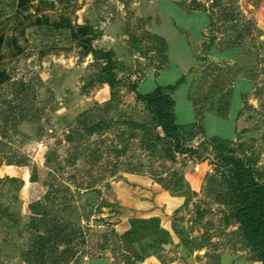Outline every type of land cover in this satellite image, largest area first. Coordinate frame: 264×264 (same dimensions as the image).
Listing matches in <instances>:
<instances>
[{
    "label": "rangeland",
    "instance_id": "obj_1",
    "mask_svg": "<svg viewBox=\"0 0 264 264\" xmlns=\"http://www.w3.org/2000/svg\"><path fill=\"white\" fill-rule=\"evenodd\" d=\"M158 1L0 0V264H22L32 237L27 226L42 211L67 224L55 235L47 264H220L223 253L260 264L230 218L232 209L214 199L223 188L209 184L230 171L215 157L204 130L222 139L228 128L202 117L210 109L225 113L227 79L239 73L236 64L215 65L207 58L210 49L241 46L245 65L261 61L264 71V40L250 14L257 0H181L185 10L207 12L211 23L203 34L189 95L197 107L196 135L190 140L182 131L181 139L167 147L156 139L150 114L131 88L147 70L165 63V48L153 32ZM39 11L49 16L45 22L51 21L50 26H35L26 18ZM175 12L177 24H184L187 20ZM197 20L190 26L198 28ZM163 27L169 29L166 19ZM183 38L170 37L175 62L189 50ZM16 45L22 50L18 57L12 53ZM89 48L110 53V72L102 71L105 61L94 59ZM178 69L170 62L159 75H148L140 92L172 84ZM111 76L116 81L112 86L107 83ZM257 84L254 97L244 101L246 124L230 149L242 159L253 155L255 177L264 183V78ZM183 91L178 89L177 103H185ZM104 107L102 116L113 121L110 128L72 143L68 135L78 115L90 112L97 120ZM183 107L178 122L184 120ZM131 122L145 127L131 129ZM200 163L210 170L196 194L184 175ZM129 175L146 181L138 185ZM142 185L149 187L150 196L132 194V188ZM162 192L183 198V205L171 215H160L158 229L117 234L115 225L128 211L130 222L153 218L141 213L139 200L151 202V212L159 208L164 213L155 200ZM165 217L173 235L163 229ZM162 244L171 246L164 249ZM63 248L72 254L56 251Z\"/></svg>",
    "mask_w": 264,
    "mask_h": 264
},
{
    "label": "crops",
    "instance_id": "obj_2",
    "mask_svg": "<svg viewBox=\"0 0 264 264\" xmlns=\"http://www.w3.org/2000/svg\"><path fill=\"white\" fill-rule=\"evenodd\" d=\"M181 3V0H159L158 1V8H157V17H156V24L154 26L153 32L155 36L159 39H162L165 43V53L163 54L165 57V63L161 68L149 69L145 72V75L137 81L135 85V92L140 95H144L147 93L152 92L155 88L153 86L152 90L147 92H140V87L143 82L146 80L147 76H155L159 75L162 71L166 70L170 65V62L176 63L180 69H178L179 74L176 75L174 82L172 84H165V86H158V87H172L171 91L169 92L170 96L173 99V115L175 118V122L179 126L190 125L196 123L198 121L197 115V107L193 104V101L189 97L191 86L195 84V76L197 73L198 64L200 62L199 56L201 51V43L203 42V34H205L206 30L209 28L211 23L210 17L207 12L201 9H192V10H185L184 6ZM188 4H192L191 1L187 2ZM172 10V12H171ZM177 11L179 16L187 20L184 24H177L175 21L174 15H176ZM251 16L255 19L257 26L261 29V35L259 36L260 40H264V0H257L253 2ZM30 15V14H29ZM26 16V18L30 19L31 23L35 24V26H42L52 23L51 21L45 22V19L49 17L46 15L45 12H35L32 13L30 16ZM165 19L168 21L169 29L166 30V27H163L165 23ZM189 19V20H188ZM198 19V20H197ZM191 20H197L200 25L198 28H193L191 25ZM166 31V32H165ZM169 34V35H168ZM175 36L179 37L180 41L184 40L183 37H186V42L188 43V52L186 55H183L181 58H178V61L172 60L171 57V45L173 44V40H170V37ZM169 37V38H168ZM16 48V49H15ZM24 52V51H23ZM12 53H16L15 57L21 55L22 50L20 47L16 45L13 48ZM215 65L221 66L224 64H236L237 68H239V73L236 74L233 80L227 79L230 81V92H229V100L227 104V108L225 113L220 114L214 109H210L204 111L202 117L209 116L210 118L216 119L218 122L224 125V127L228 128V134L222 136L223 140L228 141H235L237 138V134L240 132V129L246 124L245 119H243V109H244V101L254 97L255 87L258 85V80L260 78H264V71L263 64L261 61L252 63V66L245 65L243 60V52L241 46H231L227 48H223L217 50L216 48L210 49V53L207 55ZM249 62V61H247ZM259 78V79H258ZM226 81V82H227ZM183 87V92H180V96L185 99V103H177L176 93H178V89ZM157 88V87H156ZM135 92H133L135 94ZM184 106L181 109L184 113V120L178 122V109L180 106ZM215 108V107H213ZM150 120V117H149ZM202 120V124H203ZM204 128V124H203ZM156 132H158L159 136H162V132L159 128H156ZM204 134L207 137H217L213 136L214 134H209L204 130ZM210 170V166L207 163H200L195 164L193 167V171H188L185 173V180H187L190 189L192 192L199 194L204 175ZM128 178L131 182H136V184H142L140 180L146 181L145 178L135 175H129ZM132 188V187H131ZM148 188L135 186L132 188V194L138 193V195L150 196L152 193L148 191ZM144 198V197H143ZM156 203L158 207H162L164 213H161L162 210L159 208L155 211L151 212L149 207L152 205L151 202H141L139 200L138 208H142V214L144 216L148 215L149 217H156L164 214L171 215L173 212L178 210L184 203V199L177 197V196H170L167 192L166 193H159L158 197H156ZM128 216H123L121 220L115 225V230L118 235H123L130 229V219L132 218L131 213L127 212ZM140 213V212H139ZM140 213V215H141ZM143 216V217H144ZM147 216V217H148ZM191 224V222H189ZM163 229L169 232L170 235H173V227L170 220L165 217L163 221ZM172 233V234H171ZM184 250L183 247L179 250L180 252L176 253L178 256H182L181 253ZM175 254V253H174ZM180 260V259H178ZM220 264H257L251 261H248L244 257H240V255H228L223 253L220 255ZM176 262H171L170 264H175Z\"/></svg>",
    "mask_w": 264,
    "mask_h": 264
},
{
    "label": "trees",
    "instance_id": "obj_3",
    "mask_svg": "<svg viewBox=\"0 0 264 264\" xmlns=\"http://www.w3.org/2000/svg\"><path fill=\"white\" fill-rule=\"evenodd\" d=\"M195 3L196 1H191ZM42 28V27H39ZM47 31L56 32L51 27H46ZM160 45L165 48V43L162 39L155 38ZM231 46H236L231 44ZM91 54L96 60H104L105 65L102 71L110 72L112 62L109 52L100 50L88 49V54ZM113 76V75H112ZM108 77L107 83L112 86L116 81L113 77ZM21 91L26 90V85L23 81L18 83ZM135 92V85L131 87ZM172 87H157L152 92L140 95L135 92L136 100L142 102L146 110L150 114V123L153 127L159 128L162 136H157L158 141L167 147L173 142L181 139L182 131L189 135L191 140L196 134L192 130L196 124L179 126L175 122L173 115V99L169 92ZM22 99L20 102L22 103ZM101 111L100 115H96L97 120L92 119L90 112H83L75 120L74 126L69 131L68 138L74 144L80 143L87 135L95 132L107 130L112 125V120H105L102 116L106 114V107L98 109ZM144 124L131 122V129H143ZM84 130V134L80 132ZM211 149L215 152L217 160L229 166L230 174L225 176L223 173L220 178L212 177L209 179V184H216L221 186L222 191L214 193L215 201L232 209L230 218L238 226L245 243L247 244L252 256L257 259L260 264H264V183H260L255 177V172L252 165L255 164L253 155L244 156L243 159L235 157L233 151L230 149L232 141L223 140L218 137H211L209 140ZM262 178L264 175H261ZM41 218L33 217L28 224L29 232H31V239H29L27 248L23 251L21 256L22 264H47L48 259L53 252L55 235L63 231L66 223L59 219L51 218L45 211H42ZM66 224V225H65ZM159 220L156 217L151 219H133L130 222V229L125 232V236H133L140 231L147 229H158ZM56 244V243H55ZM59 253L72 254L70 249H56Z\"/></svg>",
    "mask_w": 264,
    "mask_h": 264
},
{
    "label": "water",
    "instance_id": "obj_4",
    "mask_svg": "<svg viewBox=\"0 0 264 264\" xmlns=\"http://www.w3.org/2000/svg\"><path fill=\"white\" fill-rule=\"evenodd\" d=\"M170 246H171L170 244H162V247H163L164 249H168Z\"/></svg>",
    "mask_w": 264,
    "mask_h": 264
}]
</instances>
